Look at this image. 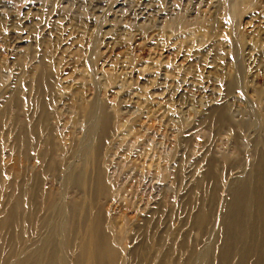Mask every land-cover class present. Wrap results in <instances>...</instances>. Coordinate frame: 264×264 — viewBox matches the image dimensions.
<instances>
[{
    "label": "rangeland",
    "instance_id": "rangeland-1",
    "mask_svg": "<svg viewBox=\"0 0 264 264\" xmlns=\"http://www.w3.org/2000/svg\"><path fill=\"white\" fill-rule=\"evenodd\" d=\"M100 110L109 129L97 141ZM257 151L264 0H0V224L15 194L34 208L12 252L0 246L5 264L48 236L63 264H93L96 211L115 231L117 264H216L218 220Z\"/></svg>",
    "mask_w": 264,
    "mask_h": 264
},
{
    "label": "bare ground",
    "instance_id": "bare-ground-1",
    "mask_svg": "<svg viewBox=\"0 0 264 264\" xmlns=\"http://www.w3.org/2000/svg\"><path fill=\"white\" fill-rule=\"evenodd\" d=\"M41 71L43 74H40L37 77L38 87L43 88L44 86L45 88H48L49 84L45 82L47 74L44 70ZM88 114H90V112H88ZM225 118V113L221 111V113L217 115L216 121L218 123H223ZM108 119V115L103 110L98 111L97 119L95 120L97 141H99V139L101 140L109 129ZM25 136L26 135L22 131L19 132L17 136V140L22 146H26L27 144V137ZM51 146V144L47 143L44 152H47V149ZM97 147L98 143L95 145L96 152L98 150ZM257 152V160L252 166L249 175L233 186L230 193V200L226 204L225 210L218 220V225L222 232V242L216 249V252L214 251L211 260L212 262L216 259V264H246L250 257H254L252 264H264V155L261 151ZM87 158L90 157L87 156ZM46 168L51 169L49 165L48 167L46 166ZM69 180L71 182H76L77 177L72 174L70 175ZM95 186L97 192L96 195L98 197L107 195V184L103 179L100 168L97 170ZM40 194L44 199V202H47L48 204L53 202L52 194H47L45 192L42 193V191ZM26 197L24 193L15 194L13 208L11 211L4 214L3 218L6 221L0 224V246L7 245L10 248V252H12L14 243L21 238L22 231H24L27 226L26 224L24 225L22 221L20 222V219L23 218L22 213L26 215V223L30 220L29 217L34 209L32 200L30 201ZM66 207L70 212H72L71 210L77 206L75 202H71ZM90 216V239L93 240V245L91 244L92 249H90L88 247H91V245L88 246L86 244V248L91 250H89V254H91L89 258L93 260V264H117L120 257L119 255L121 254V249L119 248L120 244L118 245L116 242L115 231L113 232V229H111L112 226L110 222H104L100 211H96ZM17 220H19V222ZM13 223L14 227L8 236L7 233L3 232V228L5 224L6 227H8ZM207 223V213L204 210H199L194 220V224L200 228L205 227ZM64 231L65 245L63 247L67 248L68 240L66 239L68 238L70 232L67 231V228H65ZM2 232L3 234H1ZM75 246H77V244ZM54 247L55 245H53L51 237L48 236L43 241V244L37 247L32 254L21 258L16 264H63L61 260L56 257ZM82 250L84 249H81V251ZM5 255L0 251V264L6 263ZM81 256L83 255L81 254ZM80 262L81 260L79 255L78 257L77 255L73 256L72 264H81L82 262Z\"/></svg>",
    "mask_w": 264,
    "mask_h": 264
}]
</instances>
